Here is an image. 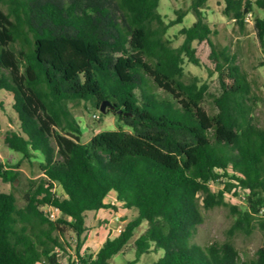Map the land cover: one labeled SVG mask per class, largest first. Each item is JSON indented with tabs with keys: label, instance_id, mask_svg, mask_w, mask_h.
<instances>
[{
	"label": "trees",
	"instance_id": "16d2710c",
	"mask_svg": "<svg viewBox=\"0 0 264 264\" xmlns=\"http://www.w3.org/2000/svg\"><path fill=\"white\" fill-rule=\"evenodd\" d=\"M160 1L0 0V94L12 97L19 126L4 142L22 156L13 166L0 163V180L15 183L21 163L38 156L42 175L22 208L14 194L0 193V264H109L144 222L127 264L158 251L154 264H264V244L248 263L231 240L193 243L201 207H225L231 193L242 192L246 208H232L229 237L264 232V129L255 121L248 74L228 46L212 39L208 0H190L189 10L168 23ZM223 2V15L241 31L255 6L264 9V0ZM190 13L196 21L180 30L183 43L173 47L166 35ZM254 27L264 50V17ZM203 42L221 89L215 115L202 106L208 87L184 81L185 59L200 66L194 43ZM76 102L97 110L108 102L117 129L82 143L68 106ZM214 184L221 189L214 192ZM112 193L115 201L106 202ZM47 206L60 211L56 221L41 210ZM133 209L137 218L97 253L83 251L88 213ZM67 232L76 239L71 255Z\"/></svg>",
	"mask_w": 264,
	"mask_h": 264
},
{
	"label": "rangeland",
	"instance_id": "374dc122",
	"mask_svg": "<svg viewBox=\"0 0 264 264\" xmlns=\"http://www.w3.org/2000/svg\"><path fill=\"white\" fill-rule=\"evenodd\" d=\"M255 1V0H251ZM190 8V0H161L158 12L164 17L168 23L176 19V11H188ZM7 13V7H2ZM223 0H208L205 7L207 22L213 32L214 42L221 46H228L230 52L237 57L240 67L248 74L252 84L254 94L256 96L257 106L255 108V121L257 125L264 129V50L262 49L254 20L264 17V9L254 7L252 15L247 19L246 28L241 31L239 27L231 19L223 15ZM196 21L195 16L190 13L186 16L181 25H177L169 29L166 38L171 42L173 47H179L183 43V36L180 35L182 28L191 27ZM196 49V57L200 60V66H195L187 59L184 62V81L189 83L196 79L198 85H206L208 87L207 95L202 103L203 108L210 115L217 114L218 110L213 103V99L221 95L218 75L214 72V65L211 63L210 48L206 42L194 43ZM18 48V46H13ZM159 95H164L161 90H156ZM0 102L3 106L0 108V163L5 166H13L21 162L22 156L12 151L4 142V135L10 131H17L18 120L12 109V97L7 93L0 94ZM71 113L80 126L82 131V143H88L95 135L109 130L117 129L119 123L117 119L110 113L102 114L89 103L76 102L68 104ZM40 157L29 163L24 161L19 168V179L15 183H4L0 180V193H12L17 199V206L22 208L26 205L24 200L25 193L29 189L32 182H39L42 178L39 162ZM222 185L214 184L212 189L217 192ZM57 196L62 195L60 187L54 190ZM114 193L110 194L106 202H114ZM227 206L216 207L212 210H205L201 207L203 215V223L198 226L197 233L193 239V243L202 247H206L212 243H224L231 240L240 253L241 258L251 263L256 258V252L264 244V232L259 229L254 230L250 235L237 233L232 238L229 237V230L235 222L236 215L233 214V207L239 210H245V195L241 192L239 196L233 193L225 196ZM202 206V205H201ZM138 213L135 209L130 211H121L113 213L109 210H101L99 212H90L87 214L86 226V243L83 251L94 255L103 242L107 238H113L119 234V231L130 221L136 219ZM147 229V223L144 222L134 233L133 238L129 242L125 252L114 256L109 264H127L135 260V240ZM65 240L71 246V250L67 254H73L76 248L75 235L67 232ZM88 249V250H87ZM67 254L60 255V260L64 263L68 257ZM163 255L162 251L152 252L140 257L137 264H154Z\"/></svg>",
	"mask_w": 264,
	"mask_h": 264
},
{
	"label": "built area",
	"instance_id": "2783aa9c",
	"mask_svg": "<svg viewBox=\"0 0 264 264\" xmlns=\"http://www.w3.org/2000/svg\"><path fill=\"white\" fill-rule=\"evenodd\" d=\"M250 16L251 15H248L247 19ZM41 210L45 213V216L51 221H56L61 215L60 211L54 207L47 206V207L42 208ZM120 231H119V233H120Z\"/></svg>",
	"mask_w": 264,
	"mask_h": 264
},
{
	"label": "water",
	"instance_id": "95a60500",
	"mask_svg": "<svg viewBox=\"0 0 264 264\" xmlns=\"http://www.w3.org/2000/svg\"><path fill=\"white\" fill-rule=\"evenodd\" d=\"M108 106H109V103H108V102L103 103L99 111H100L102 114L107 113L106 108H107Z\"/></svg>",
	"mask_w": 264,
	"mask_h": 264
},
{
	"label": "crops",
	"instance_id": "0c3cea01",
	"mask_svg": "<svg viewBox=\"0 0 264 264\" xmlns=\"http://www.w3.org/2000/svg\"><path fill=\"white\" fill-rule=\"evenodd\" d=\"M116 236H117V235H116ZM105 241H106V240H105ZM105 241H104V242H105ZM104 242H103V243H104ZM102 245H103V244H102ZM102 245H101V246H102ZM101 246H100V248H101ZM100 248H99V249H100ZM99 249H98V250H99ZM97 252H98V251H97ZM97 252H96V253H97Z\"/></svg>",
	"mask_w": 264,
	"mask_h": 264
}]
</instances>
